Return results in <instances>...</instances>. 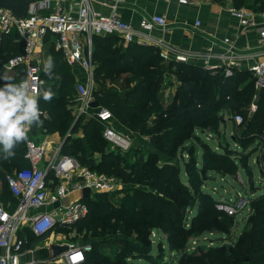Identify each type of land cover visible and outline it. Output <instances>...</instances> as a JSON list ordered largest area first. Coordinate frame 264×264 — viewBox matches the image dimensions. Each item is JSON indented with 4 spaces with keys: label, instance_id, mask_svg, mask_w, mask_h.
Segmentation results:
<instances>
[{
    "label": "trees",
    "instance_id": "1",
    "mask_svg": "<svg viewBox=\"0 0 264 264\" xmlns=\"http://www.w3.org/2000/svg\"><path fill=\"white\" fill-rule=\"evenodd\" d=\"M246 1L232 0V4L241 7ZM254 5L263 10L264 0H254ZM119 39L112 34L93 37L92 55L98 84L94 96L125 127L149 135L154 149L146 151L134 144L128 150L109 147L108 144L113 145L104 136L106 124L96 116L87 119V114H81L73 126L76 119L73 111L77 104L74 77L60 52L51 46L54 77L49 79L44 70L41 75L55 95L50 102L40 98V109L47 114L41 115V131H58L66 136L71 130L61 148L62 154L71 155L81 165L115 175L125 185L129 184L123 189L124 194L118 196H115L117 192L109 191L94 192L83 198L89 208L88 214L72 227L60 225L57 229H76L74 239L83 234L82 243L92 244V250L86 253V260L81 264H264V192L257 194L258 188L248 197L253 210L248 225L238 238L228 234L219 241L229 243L210 245L205 251L188 250L190 239L205 229L200 228L202 226L231 233L232 222L227 219L234 215L218 208V204L230 199L214 196L204 187L211 177L215 181L212 172L236 174L238 163L246 168L249 156L264 151V89L258 94V106L250 116L248 109L256 93L250 72L235 70L233 75L226 77L223 70L213 75L200 66L178 61L167 67L154 47L136 42L126 47H112ZM23 51L24 41L18 32L4 34L0 39V64ZM126 71L130 74L122 82V74ZM168 72L179 82L176 94L165 105L161 90ZM0 76L19 82L12 75ZM106 80L121 82L125 93L108 91L103 85ZM235 113L243 114L242 124L234 122ZM228 124H232L231 139L235 147L231 146L227 136H223L216 138L217 149L200 133L212 131L219 137L223 134L222 126ZM81 127L83 136L73 138L72 132ZM187 141L189 144L185 146ZM24 144L16 146L12 159L0 158V177L11 195L6 175L16 166L26 165ZM182 148L188 153L187 160L179 155ZM199 148H202L201 163ZM258 160L264 178V153ZM183 169L186 180L181 175ZM247 169L251 170L250 167ZM194 206H197V212L190 217ZM153 232L166 235L169 250L177 253V261L166 260L161 241L156 245L158 253H154ZM48 236L49 233H45L30 244L34 246ZM105 247H110L109 251L104 250Z\"/></svg>",
    "mask_w": 264,
    "mask_h": 264
},
{
    "label": "built area",
    "instance_id": "2",
    "mask_svg": "<svg viewBox=\"0 0 264 264\" xmlns=\"http://www.w3.org/2000/svg\"><path fill=\"white\" fill-rule=\"evenodd\" d=\"M48 0H37L28 15L18 19L11 12L0 9V28L6 33L18 32L24 41L23 53L11 57L6 63L7 69H17L21 66L25 70V78L33 77L37 91H40V81H44L42 60L39 48L42 47L48 33L55 35V46L62 52L65 60L70 64H81L88 73V82L77 84L78 112L96 116L104 122V136L115 147L128 150L132 141L129 137L118 133L110 122L112 112L103 106L91 112V103L94 101V65L92 61V39L95 35L120 34L125 40L132 41L139 35L146 36L155 27L168 28V21L164 15L155 14L140 21L136 29L130 22L123 20L118 7L125 0H110L111 12L104 14L95 11L91 0H80L77 7L67 10L61 5L47 14H42L40 8L49 6ZM180 3H189L191 0H179ZM231 12L238 16L244 27H258L260 42L264 48V20L259 23L251 11L246 8H231ZM147 38V36H146ZM160 47V54L164 59L173 57L176 61L197 59L203 61L205 70L216 75L220 70L226 77L233 75V65L241 54L236 52L234 43L229 37L224 39L225 50L214 53V45L206 51L186 52L174 46H169L161 39L147 38ZM217 57L221 63H211V58ZM254 85L257 90L264 89V60H259L251 66ZM252 111L256 105L251 106ZM42 114H47L41 110ZM233 120L237 125L244 122L242 113H235ZM32 129V128H31ZM46 147L34 139H28L24 159L28 166H22L9 172L6 180L13 195L18 199L17 207L10 212L0 202V247L5 253L0 257V264H81L86 260V253L92 250L89 242H69V250L59 259L25 260L20 253L24 246V238L19 237L17 230L23 223H29L37 235H42L57 225L72 227V225L86 216L88 205L83 200H75L69 204L59 203L51 211L28 215L30 207H43L62 201L73 191H83L90 188L91 193L114 191L120 178L115 175L97 172L83 166L71 155H61L57 149L52 159L44 163ZM53 173V177H49ZM250 199L246 195H236L227 202L218 204L219 209L228 215H236L249 206Z\"/></svg>",
    "mask_w": 264,
    "mask_h": 264
},
{
    "label": "crops",
    "instance_id": "3",
    "mask_svg": "<svg viewBox=\"0 0 264 264\" xmlns=\"http://www.w3.org/2000/svg\"><path fill=\"white\" fill-rule=\"evenodd\" d=\"M45 1V0H43ZM80 0H48L46 4L49 6L40 8L42 14H47L52 12L57 5L63 6L65 9H75L79 4ZM254 0H247L246 3L241 7H236L232 4V0H191L189 3H180L179 0H125L123 4L118 7V12L121 18L127 22H130L136 29L140 26V21L143 18L150 17L155 14L164 15L168 21V28L163 29L160 27H155L153 30L144 33L147 38L153 39H161L169 46H174L175 48L186 51V52H199V51H206L207 47L214 45V53L219 54L220 52L225 50V42L224 39L229 37L230 40L234 43L236 52L241 54L242 57H239L236 61V64L233 65V70H237L240 72L246 71L252 74L251 66L259 61L264 60V48L260 42V34L258 31V27H244L243 23L241 22L240 18L234 15L231 12V8H246L251 11L255 17V20L261 24L264 20V9L259 10L255 8L253 4ZM92 8L100 13L109 14L112 10L110 5V0H91ZM6 34L0 28V39L1 37ZM52 34V33H51ZM48 33L44 39L43 45L39 48V56L42 60V70L43 64L45 59L48 56H52L53 49L54 51H59L56 49L55 46V35H50ZM106 35V34H105ZM109 35V34H108ZM119 36L120 39L117 40L113 44L112 47H116L117 45L126 47L131 42H136L142 46H151L154 47L159 56L164 62L167 67H169L170 63L176 61L173 57L169 59H164L160 54V47L152 43V41H147L146 36L139 35L132 41L125 40L120 34H112ZM94 37V36H93ZM53 49H51L52 47ZM92 50H93V39H92ZM60 52V51H59ZM63 61H65L74 77V94L77 95V84L79 83H87L88 82V73L85 68L81 64H70L68 63L62 52ZM92 61L94 65V78L93 83L96 82L95 80V68L96 62ZM184 63L194 64L196 66H200L201 68L205 69L203 66L202 60H195L190 59L188 61H178ZM5 63L0 64V74H8L12 75L19 79V81L25 78V70L24 67L21 66L17 69H7L5 67ZM211 63L213 64H220L221 61L217 57L211 58ZM168 76L164 81V87L161 90V99L165 105H168L172 100L173 96L176 94L178 82L174 75L171 72H168ZM130 74V71L124 72L122 82L124 78ZM253 76V74H252ZM59 79V77H56ZM107 83L112 82L111 80H106ZM174 82V85H173ZM117 84V87L109 88L106 87L108 91L119 93L122 95L125 93L126 90L123 89L121 86V82H112ZM134 81L132 82L133 85ZM172 86V97H170L168 91ZM255 87V85H254ZM96 87H94L95 90ZM256 90L254 98L249 106V114L250 116L256 111H252L251 106L257 105L258 94L261 90ZM167 98H165V97ZM95 97V96H94ZM164 97V98H163ZM170 97V100L169 98ZM97 100L94 98V101ZM98 101V100H97ZM99 102V101H98ZM101 105L99 104L98 107H91V112L97 110ZM78 112V102L75 106L73 111L76 118L79 116L77 115ZM81 115V114H80ZM92 116L87 114L86 118L90 119ZM76 120V119H75ZM152 120V119H151ZM151 120L149 121L151 123ZM75 122V121H74ZM230 123V121L228 120ZM74 124V123H73ZM110 125L121 135H125L129 137L132 141V145H137L139 147H145L147 150H151L153 145L150 142L149 135L141 134L139 131H133L125 127L122 123L118 122L115 116H113ZM41 126L32 127L28 136L29 139H34L37 142L43 143L46 147V157L44 159V163H46L49 159H52L55 155V152L59 151L62 154L61 148L63 146L64 138L66 136H62L58 131L51 132V133H43L41 131ZM41 135V139L45 141H41L38 139V135ZM69 136L71 135V130L67 133ZM66 134V135H67ZM79 136H83L82 127L79 131L73 133L72 137L76 138ZM217 143V141H216ZM112 144V143H111ZM26 148V142H25ZM113 145V144H112ZM113 147H115L113 145ZM147 147V148H146ZM215 148H219V144ZM99 155V154H98ZM99 157V156H98ZM80 163V162H79ZM29 163L26 161V165L28 166ZM84 166V165H83ZM19 168L16 166L15 169ZM52 177L54 176L53 173H50ZM75 200H83V191H73L68 196H66L62 201L57 202L55 204H51L48 206L43 207H30L28 209V215H34L36 213L51 211L56 205L59 203L69 204ZM0 202L5 205L6 209L10 212L14 211L18 204V199L13 195L7 192L4 188L3 179L0 177ZM60 225L55 226V228L48 230L46 233H49V236L45 239H41L37 242L34 246L30 243L33 239L41 237V235H37L29 225V223H23L19 226L17 230V234L19 237L24 238L26 244H24L23 249L20 253V258L22 261L25 260H47V259H59L60 257H54L51 246L53 244H62L68 245L69 242H74L73 239L68 238L67 233L65 230H58L57 227ZM63 226V225H61ZM68 227V226H64ZM45 234V233H44ZM43 235V234H42ZM155 235V232H153ZM5 253L4 248L0 247V257Z\"/></svg>",
    "mask_w": 264,
    "mask_h": 264
},
{
    "label": "rangeland",
    "instance_id": "4",
    "mask_svg": "<svg viewBox=\"0 0 264 264\" xmlns=\"http://www.w3.org/2000/svg\"><path fill=\"white\" fill-rule=\"evenodd\" d=\"M97 85L98 84H96V82L93 84L94 87H97ZM103 85L105 87H109V88H114V87L118 86L117 84L112 83V82H110V83L105 82ZM173 85H174V82H173ZM168 86H170V85H168ZM170 87L171 88L169 89L168 93H169L170 97H172L171 93H172L173 87L172 86H170ZM170 97H168L169 100H170ZM222 131H223V134H220L219 137L215 136L214 132H212V131H210V132L209 131H203L200 133H202V135L204 136L206 141L210 142L214 146H217L216 138L220 139L223 136H227L228 141L231 142V146L235 147L236 146L235 142L231 139L232 124H228V126H222ZM38 136H39L38 139L41 141H45V139L47 138L46 137L44 140H42L40 137L41 135L39 134ZM218 139H217V141H218ZM189 142H190V140H189ZM189 142L187 141L184 145L186 146L187 144H189ZM108 146L113 147L110 144H108ZM143 149H145V147H143ZM152 149H154V147ZM145 150L150 151V149L149 150L145 149ZM262 153H264V151L259 150L256 153L249 156L248 159H246V166L250 167L251 170L247 169V167L245 168V166H243L241 163H238L239 167H238V172L236 174L222 175L220 173L212 172V175L216 176V179H215V181L210 180L209 183L207 184V187H204V189L210 190L214 196H221L222 198L228 197V199H232L236 195H244V194H246L248 197H250L251 192H253V190H255L256 188H258L257 194L264 192V178H263V173L261 171L262 165L259 163V160H258L259 156H261ZM96 155L99 156L98 154H96ZM179 155L181 158L183 155L185 160L188 159V153H187V151H184L183 148L180 150ZM201 155H202V148H199V150H198L199 163H201V161H202ZM181 175H182L183 179L186 180L184 169H183ZM125 186H129V184L125 185V183L120 178L119 183L117 184V186L115 188V191H113V192L118 193L115 196H118L119 194H124L122 192H123V189L125 188ZM252 210H253V208H252L251 204H249V206L242 209L236 215H234L233 217H229L227 219L228 222H232V226L229 229L231 231V233H225L222 230L217 231L215 229H210L209 227L206 228L205 226L200 227L202 229L203 228H205V229H203L198 236L192 237L190 239V242L188 245V250L193 251L194 249L198 248L199 251H205L210 245H215L217 243L221 244V245L225 244V243H229V241H222V242L219 241V238H221L222 236L227 237L228 234H230L234 239L238 238L240 233L248 225L250 216L252 214ZM196 212H197V206H194V208L190 211V217L192 216V214H194ZM187 222L189 223L190 219ZM223 228H224V226H222V229ZM65 232L67 233L68 238L73 239V241L75 243L80 244L84 240V238L82 236L83 234H81V236L78 239H74V236L77 234L76 229H71L70 231H65ZM152 238H153L154 253L155 254L158 253V249H157L156 245H158V243L161 241L163 244L161 248H163V250L165 252L166 260L167 261H170V260L177 261V257H176L177 253L175 251L171 252L169 250L166 235L155 232V235L152 234ZM109 249H110V247L104 248V250H106V251H109ZM139 261L144 262L143 259H140Z\"/></svg>",
    "mask_w": 264,
    "mask_h": 264
},
{
    "label": "clouds",
    "instance_id": "5",
    "mask_svg": "<svg viewBox=\"0 0 264 264\" xmlns=\"http://www.w3.org/2000/svg\"><path fill=\"white\" fill-rule=\"evenodd\" d=\"M55 67L54 58L48 56L44 61V74L52 79ZM33 77L28 76L19 82H14L11 77L0 76V149L2 159L10 160L15 156L14 149L17 145L29 139V132L35 126H41L40 98L50 102L55 93L51 87L46 86V81H40L38 92Z\"/></svg>",
    "mask_w": 264,
    "mask_h": 264
},
{
    "label": "water",
    "instance_id": "6",
    "mask_svg": "<svg viewBox=\"0 0 264 264\" xmlns=\"http://www.w3.org/2000/svg\"><path fill=\"white\" fill-rule=\"evenodd\" d=\"M37 0H0V9L4 11L11 12L15 17L18 19L25 18L28 13L30 12L31 6L36 2ZM99 102L97 100L93 101L90 105L91 107L95 108L99 106ZM80 115L76 118L73 126L77 123ZM72 129V128H71ZM69 134L66 135L64 138V142L67 140ZM182 158L184 159V156L182 155ZM187 163L185 164V168H187ZM211 180L214 179V177L210 178ZM91 190L90 188H84L83 190V198H86L90 195ZM52 252L54 257H60L65 252L69 250L68 245H62V244H53L51 246Z\"/></svg>",
    "mask_w": 264,
    "mask_h": 264
}]
</instances>
